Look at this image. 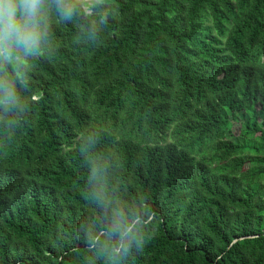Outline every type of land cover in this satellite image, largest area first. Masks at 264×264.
<instances>
[{"label":"trees","instance_id":"obj_1","mask_svg":"<svg viewBox=\"0 0 264 264\" xmlns=\"http://www.w3.org/2000/svg\"><path fill=\"white\" fill-rule=\"evenodd\" d=\"M103 12L95 45L54 22L32 92L0 110V264H107L87 244L92 161L154 217L122 264H264V0Z\"/></svg>","mask_w":264,"mask_h":264},{"label":"clouds","instance_id":"obj_2","mask_svg":"<svg viewBox=\"0 0 264 264\" xmlns=\"http://www.w3.org/2000/svg\"><path fill=\"white\" fill-rule=\"evenodd\" d=\"M104 7L105 0H0V110L19 108L25 102L21 89L32 92L31 73L52 52L54 22L81 24V35L95 45L113 18ZM90 166L89 198L100 215L97 229L88 231L87 244L107 264H122L133 247L137 254L143 250L146 239L139 226L151 224L154 217L144 219V214L121 207L106 191L105 165L92 161Z\"/></svg>","mask_w":264,"mask_h":264},{"label":"water","instance_id":"obj_3","mask_svg":"<svg viewBox=\"0 0 264 264\" xmlns=\"http://www.w3.org/2000/svg\"><path fill=\"white\" fill-rule=\"evenodd\" d=\"M240 238H242V237H240ZM236 240V239H235Z\"/></svg>","mask_w":264,"mask_h":264}]
</instances>
